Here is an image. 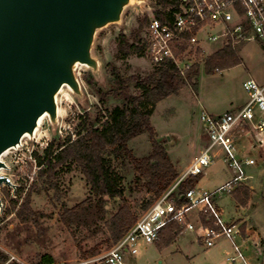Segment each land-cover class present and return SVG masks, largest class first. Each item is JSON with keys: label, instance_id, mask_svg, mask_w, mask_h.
<instances>
[{"label": "rangeland", "instance_id": "rangeland-1", "mask_svg": "<svg viewBox=\"0 0 264 264\" xmlns=\"http://www.w3.org/2000/svg\"><path fill=\"white\" fill-rule=\"evenodd\" d=\"M158 10L149 0L147 3L133 4L127 7L121 24H110L97 34L94 52L100 62L101 78L93 77L86 66H79L77 74L84 91L83 104L67 87H63L57 95L58 125L52 129L48 118L43 117L40 129L43 133L62 145L67 135L72 139L77 137L79 115L88 113L92 119L94 115H104L106 109L123 104V97L110 90L113 86L110 87L109 80L115 74L128 78L152 70L154 64L146 52L147 24L144 18H150ZM209 31L219 33L220 28L214 27ZM137 33L142 39L138 43L142 45L143 52L128 53L126 44L137 43ZM121 35L124 42H121ZM224 42L223 37L213 42L203 41L201 46L205 52L201 48L195 50V45H192V61L199 65L196 86L185 85L177 93L160 100L153 108L150 124L155 130L156 139L164 144L179 174L200 148L201 143L196 137L203 131L199 119L201 110L205 108L216 115L243 102L248 94L242 82L248 77L264 84V49L254 41L239 42L232 46L240 58L239 63L223 68L220 72L205 73V58L221 48ZM125 91L132 95L140 92L133 82L127 85ZM101 94L104 104L99 99ZM128 147L138 157L148 155L151 152L148 134L142 133L131 138ZM244 153L256 159V164L247 169L255 178L254 188H248L250 206L242 208L240 204L237 205L230 195L235 194L236 190L219 197L218 205L226 221H236L242 231L251 226L254 231L264 235V177L260 175L262 173L264 176V161L259 159L256 151H249L248 145H245ZM113 164L122 176L124 193L120 197H106L105 211L100 215L93 212L92 200L78 209L72 219L61 218L66 209L75 207L88 197L92 198L89 185L75 163L58 166L52 179L38 175L18 198L17 195L11 196L8 188H2L0 195L7 201L0 213V251L7 255L6 263L37 264L40 256L47 253L52 255L55 264H72L98 257L109 250L115 244L110 237V218L124 203L139 218L155 199L143 185L135 182L137 173L128 159L118 158ZM227 177L228 170L219 156L200 175L198 186L212 189ZM26 197H29L31 208L37 211L36 221L22 222L16 215L20 203ZM12 198L18 199L14 207ZM195 212V209L192 210L191 215H195ZM198 234V230L185 229L171 241L166 242L162 238L152 243L139 242L138 252L133 256L126 255V260L129 264H229L226 259L232 252L229 239L222 237L216 245L205 247L198 240ZM235 241L239 244V237ZM249 245H253L251 239L242 244V249L246 247V254Z\"/></svg>", "mask_w": 264, "mask_h": 264}, {"label": "built area", "instance_id": "built-area-1", "mask_svg": "<svg viewBox=\"0 0 264 264\" xmlns=\"http://www.w3.org/2000/svg\"><path fill=\"white\" fill-rule=\"evenodd\" d=\"M219 27V33L209 29ZM146 52L151 62L162 65L171 61L180 74L194 64L191 47L202 48L205 40L224 38L231 46L239 42H257L264 49V0H171L165 8L148 18L146 29ZM192 34L187 38V34ZM202 34V35H201ZM183 43L186 47L181 49ZM248 94L246 102L236 110L213 115L201 110L199 119L206 142L193 156L186 169L179 174L171 186L150 205L133 226L106 252L92 259H82L72 264H129L127 256L138 252L139 242L152 243L159 239L161 231L175 222L182 232L198 230V240L205 247L216 245L218 239L230 240L232 252L226 257L229 264H251L242 249L248 236L236 221H226L217 199L240 186L253 189L254 174L247 169L256 164L252 156L241 157L235 140L237 128L244 129L250 137L251 150L264 147V84L248 77L242 82ZM42 122V121H41ZM41 123L33 138H23L15 148L0 155L4 166L0 168V191L8 188L10 195L17 189L26 192L31 182L44 168V149L51 141L41 130ZM217 150L229 177L220 185L210 189L198 184L180 191V184L189 176L201 175L215 162ZM14 185V186H11ZM7 199L0 195V213ZM196 210V220L191 218ZM239 237L238 244L235 239ZM55 264V263H53Z\"/></svg>", "mask_w": 264, "mask_h": 264}, {"label": "trees", "instance_id": "trees-1", "mask_svg": "<svg viewBox=\"0 0 264 264\" xmlns=\"http://www.w3.org/2000/svg\"><path fill=\"white\" fill-rule=\"evenodd\" d=\"M149 1L159 10L171 3V0ZM144 19L147 24L148 18L145 17ZM191 36L190 33L186 35L187 38ZM135 37L137 43H124L128 53L143 52L142 45L138 43L142 41L141 37L138 33L135 34ZM123 40L124 37L121 35V42ZM185 47L186 43H183L181 49ZM239 62L240 58L235 54L230 43H226L205 58L203 69L205 73L210 74L220 72L221 69ZM198 75V63H194L184 74H180L171 61H167L162 65L154 64L149 73L142 75L135 74L123 78L115 74L114 78L109 80L110 87L113 86L110 90L123 97V104L106 109L104 115H92V119H90L88 113L79 115L76 138L72 139L70 135H67L62 145L56 143L55 139L49 142L44 149L43 158L38 155L39 162L45 161V166L39 172V176L52 179L58 166L75 163L92 192V198L88 197L86 201L71 209H66L61 215L63 220L75 217L77 210L84 207L86 202H92V200H94L93 212L100 215L105 211L106 197L115 198L123 195L122 176L116 171L113 164L118 158L128 159L137 173L135 182L143 185L155 199L171 186L179 176V172L170 160L164 144L156 139L155 130L150 124V117L154 106L160 100L177 93L187 84L196 86ZM130 82H133L134 87L140 90L139 94L126 93L125 89ZM99 99L101 103H105L102 94ZM142 133L148 134L151 141V152L148 155L138 157L128 147V141ZM199 177L200 175L187 177L180 184L179 190L184 191L194 186ZM21 192V188L16 190V198L20 197ZM248 196V187H241L238 194H236L238 203L244 206ZM11 201L14 207L18 199L12 198ZM29 204V197H26L16 211L17 217L22 222L37 220V211L32 209ZM137 219L138 217L124 203L109 220L111 242L116 243ZM180 231V227L172 222L161 231L158 240L164 238L166 242L171 241ZM7 259V255L0 251V264H8L6 263ZM54 262L52 255L44 253L40 256L37 264H53Z\"/></svg>", "mask_w": 264, "mask_h": 264}, {"label": "water", "instance_id": "water-1", "mask_svg": "<svg viewBox=\"0 0 264 264\" xmlns=\"http://www.w3.org/2000/svg\"><path fill=\"white\" fill-rule=\"evenodd\" d=\"M147 2L0 0V155L33 138L45 116L57 127L63 87L83 104L77 68L84 65L101 78L97 34L121 24L127 7Z\"/></svg>", "mask_w": 264, "mask_h": 264}, {"label": "crops", "instance_id": "crops-1", "mask_svg": "<svg viewBox=\"0 0 264 264\" xmlns=\"http://www.w3.org/2000/svg\"><path fill=\"white\" fill-rule=\"evenodd\" d=\"M246 99L243 102L238 103L233 108L227 109L226 111H233V110L238 109L239 107H241L246 102ZM202 110H206V109L203 108ZM222 113H224V112H222ZM222 113H216V115L222 114ZM197 139L201 143L200 144V147L205 144V142H206V135L204 134L203 131H202V133H201V135L199 137H196V140ZM235 140H236V143H237L238 149H239L238 154L241 157L249 156V155H246V153H244L245 145L246 146L248 145L249 151H256L258 153V155H259V159H261L262 161H264V147H260L257 150H251L250 149V146H249L250 137H249V135L247 134V132L244 129L237 128V130L235 132ZM249 154H250V152H249ZM219 156L221 157V160H222V152L220 150H217V156H216V158H218ZM229 175H230V173L228 171V177H229ZM260 175H261V177H264V176H262V173H260ZM258 182H259V179H258ZM196 184H198V182ZM241 187H247V186H245V185L240 186V187H238L236 189V192H234L235 194H233V193L230 194V195L233 196V200L237 203L238 206H239V203H238V200L236 198V194H238V192H239V190H240ZM248 198H249V196H248ZM217 204H218V199H217ZM249 206H250L249 199H247V202H246V204L244 206L240 204V207H242V208H246V207H249ZM253 206H255V205H253ZM191 218L192 219L195 218V220H196V212H195V215H191ZM244 234L247 235L248 236V239H251L252 242H253V245L252 246L249 245L247 247V256H248L251 264H264V235H261L260 233H257L256 231H254L251 226H247V229L245 230Z\"/></svg>", "mask_w": 264, "mask_h": 264}, {"label": "bare ground", "instance_id": "bare-ground-1", "mask_svg": "<svg viewBox=\"0 0 264 264\" xmlns=\"http://www.w3.org/2000/svg\"><path fill=\"white\" fill-rule=\"evenodd\" d=\"M43 119V118H42Z\"/></svg>", "mask_w": 264, "mask_h": 264}]
</instances>
